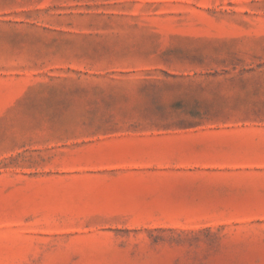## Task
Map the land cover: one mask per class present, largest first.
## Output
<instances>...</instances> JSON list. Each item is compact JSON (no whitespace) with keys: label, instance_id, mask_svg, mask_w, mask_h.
Listing matches in <instances>:
<instances>
[{"label":"rangeland","instance_id":"1","mask_svg":"<svg viewBox=\"0 0 264 264\" xmlns=\"http://www.w3.org/2000/svg\"><path fill=\"white\" fill-rule=\"evenodd\" d=\"M0 264H264V0H0Z\"/></svg>","mask_w":264,"mask_h":264}]
</instances>
